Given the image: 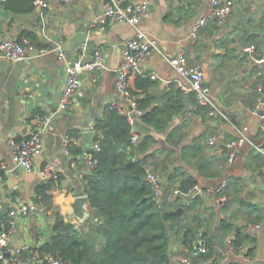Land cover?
Here are the masks:
<instances>
[{"label": "crops", "instance_id": "crops-1", "mask_svg": "<svg viewBox=\"0 0 264 264\" xmlns=\"http://www.w3.org/2000/svg\"><path fill=\"white\" fill-rule=\"evenodd\" d=\"M118 1L127 4L142 0ZM149 1V15L138 26L111 22L104 30L95 20L110 0H50L47 8L36 7L31 0H11L9 8H3L7 13L0 16V41L7 38L21 41L26 38L20 39L21 34L28 32L34 36V50H29L27 58L20 62L0 59V163L9 168L3 170L0 166L5 173L0 177V219L7 218L14 207L34 204V198H38L36 188L45 180L40 172L44 166L62 176L53 191L54 207L65 221L73 223L81 231L95 250L106 247V238L98 231L103 222L102 213L88 201L84 205L87 217L80 220L74 214L73 204L78 196L85 194L83 178L91 169L87 162L90 148L86 146L84 129L79 122L83 112L89 114L97 110L99 101L104 105L94 126L106 117L111 106L127 104L116 88V70L122 59L123 45L141 29L157 40L158 49L142 60L139 70L130 76L129 87L133 94L138 98L151 95L153 106L165 104L169 99L174 101L178 73L171 66L170 59L184 50L192 65L204 68L208 63V68L204 69L205 80L227 116L211 117L207 107H204L207 112L200 111L193 104L194 98L186 97L184 109L174 116L168 130L159 132L145 124L151 128L149 134L155 138L150 150L153 153L151 158L164 183L171 188L180 187L186 175L209 190L195 203L191 213H184L181 201L168 207L171 212L182 207L184 214L179 216L184 221L191 219L192 215H201L204 225L200 235L202 237L207 232L209 237L216 239L217 252H221L223 241H226L227 249V240L233 233L226 234L221 230L222 219H232L240 229L248 224L246 214L253 207L260 208L263 212L258 223L261 228L252 234L256 240L254 255L246 260L243 254H231L226 264L232 261L264 264V154L256 149L264 146V121L253 112L255 98L250 86L252 71L258 66L264 69V64H254L250 56L244 54L246 47L254 45L251 41L264 42V0H233L234 9L225 21L220 24L216 19H208L200 27L195 41L191 35L193 25L201 16L208 14L210 0ZM81 27L89 29L90 36L99 35L95 39L98 53H91L89 47L93 46L92 43L72 50L69 56L65 49L67 41L83 36ZM61 42L68 61L91 60L98 54L105 59L104 68L82 74L81 94L64 111L59 109V100L66 82L65 64L60 63L56 50ZM44 49L46 51L42 52ZM257 50L263 55L264 45ZM259 98L264 101V90ZM37 115L50 118V122L42 133L43 152L34 158L36 169L29 172L15 165L8 140L11 137L23 139L38 131L40 121ZM244 125L249 126L248 141L236 149L234 160L229 162L226 143L237 136L235 126ZM211 136L218 138L213 146L209 144ZM67 137L74 138L83 149L75 160L65 152ZM206 161L209 162L207 166L204 165ZM224 181L228 182L230 200L219 208L216 195L211 191ZM242 198L250 203L241 205ZM36 208L26 217H17L21 236L13 239V248L25 246L26 249L47 240L51 233L50 225L54 222L53 217H48L52 210L46 213L40 204ZM32 223L40 228L43 236L36 238L35 233L30 232ZM177 230L176 226L171 231L170 264H182L180 256L191 258L189 252L196 251L198 239L192 245L187 244L184 233L177 235ZM203 254L197 251L194 264H214L216 260L205 259ZM18 263L36 264L21 260ZM219 263L222 264V260Z\"/></svg>", "mask_w": 264, "mask_h": 264}, {"label": "trees", "instance_id": "trees-1", "mask_svg": "<svg viewBox=\"0 0 264 264\" xmlns=\"http://www.w3.org/2000/svg\"><path fill=\"white\" fill-rule=\"evenodd\" d=\"M10 1L7 0L3 7L9 8ZM31 1L34 3V0ZM23 37L29 38L33 45L34 36L32 34L23 32L20 39ZM251 43L258 48L264 45V42L251 41ZM250 83L255 98L252 103L254 108L264 90L262 66L254 68ZM186 97L194 98L193 104L197 109L206 111L197 103L194 93H185L177 87V97L174 101L169 99L160 106L151 105L154 101L151 95L145 98L137 97V104L143 110L141 121L159 132L168 130L174 116L184 109ZM94 131L92 142L93 144L98 142L100 150L89 149V153L93 154L97 163L83 178L84 195L88 196L91 206L103 215V222L98 231L106 238V247L103 250H95L81 231L73 223L65 221L63 215L54 207L53 191L57 188V181L62 178L56 172L58 180L45 179L36 188L41 209L46 213L52 210V214L48 216L54 219L53 224L50 225L51 233L43 244L22 250L15 264H19V260L33 261L32 257L35 253L43 257L46 254H53L71 264H170V241L173 228L178 227L177 235L184 233L187 244L192 245L196 238L201 237L200 230L204 225L201 215H192L191 219L184 221L181 220V216H173L168 207L170 204L181 201L185 209L184 213H191L195 203L201 199L200 197L187 201L182 197L171 199L175 188L169 185H166L167 190L162 202L154 196L152 186L146 179L145 168L146 160L153 154L150 152L155 142L153 135L140 134V140L133 143V135L140 132L136 126L131 124L129 118L116 108L107 110L106 117L97 122ZM73 135L77 137L76 133ZM70 153L72 159L75 160L83 153V149L75 141L70 147ZM208 163L206 161L204 165L207 166ZM176 174L177 172L174 173V177ZM4 175V171L0 169V177ZM195 184H198L195 178L185 175L179 189L187 193ZM246 218H248V224H258L263 218V212L260 208L253 207L246 214ZM8 227L9 216L0 219V230L8 229ZM29 230L35 233L36 238L44 235L33 223L30 224ZM221 230L226 234L235 233L236 239L233 241V247L236 255L243 254L245 257L254 255L256 240L252 234L246 232L245 226L238 229L232 219H222ZM201 239L206 242L208 248L207 253L203 254L204 258L210 261L216 260L214 264H220L219 261L227 252L226 241L222 243V251L217 252L216 239L209 237L207 232L202 234ZM9 256L11 254L6 252L5 257ZM153 258L158 261H154ZM0 264H3V258H0ZM229 264L241 263L232 261Z\"/></svg>", "mask_w": 264, "mask_h": 264}, {"label": "built area", "instance_id": "built-area-1", "mask_svg": "<svg viewBox=\"0 0 264 264\" xmlns=\"http://www.w3.org/2000/svg\"><path fill=\"white\" fill-rule=\"evenodd\" d=\"M7 0H0V11L3 10V5ZM69 2L71 0H63ZM35 6L39 8H47L50 6V0H34ZM233 0H210L209 12L205 16H201L192 28V40L195 41L198 35L199 29L204 25L208 19H216L222 24L225 19L232 13L234 9ZM149 0L131 1L127 4H122L118 0H110L107 4L104 12H102L95 20L96 24H99L101 29H106L107 25L111 22L127 23L133 26H138L149 15ZM63 43H59L56 47L58 51L59 61L65 64L66 82L59 100V109L64 111L72 104L73 99L81 94L82 87V74L88 71H98L105 67L104 56L98 54L94 59L85 60L83 58L68 61L67 53L64 50ZM86 49V47H84ZM154 49H158L157 40L149 37L143 30L139 29L136 35L130 38L126 43L122 55L121 62L117 68V82L116 88L120 96H122L127 104L126 105H113L110 109H117L121 114L127 116L131 124L135 125L136 121H141L143 110L139 108L137 104V97L132 93L129 87V78L132 74L137 72L140 68L142 60L151 55ZM34 50L31 40L24 38L23 40H17L13 38H7L0 41V59H8L15 62L23 61L27 58L28 51ZM46 50H42L45 52ZM245 51L249 54L251 61L254 64H264V54L261 55L257 51L255 45H251L245 48ZM171 66L178 73L176 79V85L185 93H194L197 99V103L202 107L208 108V113L211 117L221 116L227 118L225 112L222 110L219 102L216 100L213 89L205 80V71L202 67L192 65L184 50L177 53L170 59ZM156 78L155 75L152 76ZM197 109V107L195 106ZM254 114L260 117L264 121V101L260 98L256 104ZM37 119L40 121V129L31 133L28 137L23 139H16L11 137L8 140V146L12 153L13 161L17 167H21L29 172L35 171L36 166L34 158L43 152V136L42 133L45 127L48 126L50 118L37 115ZM237 136L232 138L226 143V147L229 151V162H232L235 158L236 149L244 145L248 141L249 126L244 125L242 127L235 126ZM140 133H135L132 138L133 143H137L140 140ZM218 141L216 136L209 138V144L215 145ZM75 142L74 138L67 137L65 140V152L69 155L70 147ZM94 151L100 150L99 143H95L92 146ZM256 149L264 154V146L256 147ZM87 162L90 168H93L97 163V160L93 158V154L88 153ZM3 170H9V168L0 163ZM146 179L152 186L154 196L163 201V195L167 190V186L162 180L160 173L156 170L152 158H148L145 163ZM43 179L55 178L58 180V174L50 169H44L40 171ZM228 182L224 181L218 188L212 190L216 195V205L222 208L229 200L230 195L227 192ZM208 189H205L200 184H195L189 192H182L179 187L175 188L171 199L185 198L193 199L196 197H203L207 195ZM37 210L34 204H22L19 207H14L9 213V227L8 229L0 230V252L3 258V264H15L17 254H20L25 246L13 248L11 246L15 234L17 232V217H26L30 212ZM261 228V224L249 223L245 225L246 232L254 234ZM236 239L235 233H232L227 240V249L224 253L222 264H226L229 261V256L235 254L233 241ZM199 253H207L208 248L206 242L202 239L199 240ZM10 253L11 256L5 257V253ZM222 251V250H221ZM242 255V254H239ZM249 260L248 257H245ZM33 262L36 264H71L64 261L62 258L53 254H46L44 257L38 253H35L32 257ZM180 262L182 264H192V260L189 256H180Z\"/></svg>", "mask_w": 264, "mask_h": 264}, {"label": "water", "instance_id": "water-1", "mask_svg": "<svg viewBox=\"0 0 264 264\" xmlns=\"http://www.w3.org/2000/svg\"><path fill=\"white\" fill-rule=\"evenodd\" d=\"M3 13H7L6 10H1L0 11V16H2ZM80 33L84 34L83 36H78L76 38H69V40L67 41V46L65 47V49L68 51L69 56H71V52L74 49H80L81 47L85 46V45H89V44H93L92 47L90 48V51L93 55H95L96 53H98L97 48L95 47V39H98L97 35H92L90 36V31L89 29H85L84 27L80 28ZM125 45V44H124ZM123 45V47H125ZM37 53V52H36ZM245 55H249L247 52H244ZM208 64V63H207ZM205 64L203 69H207L208 65ZM207 65V66H206ZM104 103L99 101L97 102V110L95 112L89 113L87 114L86 112H83L81 114V120L79 122L80 125L83 126L84 129V137L86 140V146L88 148L92 147V137L94 135V132L92 130L93 126H94V122L95 120L99 117L102 107H103ZM89 107V106H88ZM222 110L225 111V109L222 107ZM136 128L142 133V134H149L151 132V128L146 126L143 122L141 121H136L135 122ZM43 171L45 169V167L43 166L41 168ZM81 190V188H80ZM89 201L88 196L87 195H80L76 198L74 204H73V209H74V214L80 219L83 220L85 217L88 216V214L85 212L84 210V205ZM250 202H246V200L244 198L241 199L240 204L241 205H248ZM34 204L39 205V199L37 197L34 198ZM184 212V209L181 207L179 209H177L176 211H172L171 214L173 216H179ZM17 228V232L15 234L16 239L20 238L21 234H20V223L17 222L16 225ZM201 238H198V241L196 242V251L195 252H189L191 255V260H192V264H194V261L196 259L197 256V251L199 248V240ZM154 261H158L157 259L153 258Z\"/></svg>", "mask_w": 264, "mask_h": 264}]
</instances>
